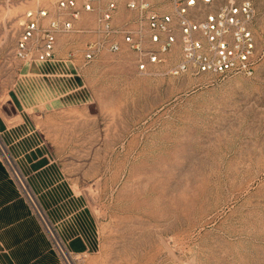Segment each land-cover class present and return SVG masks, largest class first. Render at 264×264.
<instances>
[{
    "label": "rangeland",
    "instance_id": "rangeland-1",
    "mask_svg": "<svg viewBox=\"0 0 264 264\" xmlns=\"http://www.w3.org/2000/svg\"><path fill=\"white\" fill-rule=\"evenodd\" d=\"M55 1L0 0V71L24 12ZM249 1L251 77L140 76L128 52L83 66L82 37L71 62L22 67L5 112L32 113L2 124L0 166L44 264H264V0Z\"/></svg>",
    "mask_w": 264,
    "mask_h": 264
},
{
    "label": "built area",
    "instance_id": "built-area-1",
    "mask_svg": "<svg viewBox=\"0 0 264 264\" xmlns=\"http://www.w3.org/2000/svg\"><path fill=\"white\" fill-rule=\"evenodd\" d=\"M254 15L249 0H56L24 12L11 57L20 67L71 62L69 47L82 37L83 66L128 52L140 76L251 77ZM60 37H66L65 60L56 54Z\"/></svg>",
    "mask_w": 264,
    "mask_h": 264
},
{
    "label": "crops",
    "instance_id": "crops-1",
    "mask_svg": "<svg viewBox=\"0 0 264 264\" xmlns=\"http://www.w3.org/2000/svg\"><path fill=\"white\" fill-rule=\"evenodd\" d=\"M22 67L13 60L0 71V85L10 84L11 87L4 90L0 86V131H5L4 126L22 122L23 116L32 113V109L16 107L10 110L11 115L6 114L5 105L12 103L11 93L22 102L20 87L23 75ZM13 192L12 184L6 180L4 171L0 166V264H44L39 259L46 250L44 239L32 218L26 214L23 207L12 202H5L4 196Z\"/></svg>",
    "mask_w": 264,
    "mask_h": 264
}]
</instances>
